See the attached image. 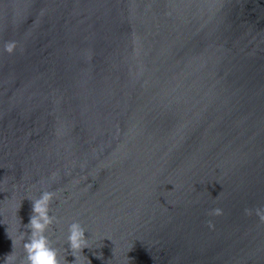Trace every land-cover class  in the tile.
Returning a JSON list of instances; mask_svg holds the SVG:
<instances>
[{
  "label": "water",
  "instance_id": "1",
  "mask_svg": "<svg viewBox=\"0 0 264 264\" xmlns=\"http://www.w3.org/2000/svg\"><path fill=\"white\" fill-rule=\"evenodd\" d=\"M43 188L60 264H264V0H0V264Z\"/></svg>",
  "mask_w": 264,
  "mask_h": 264
},
{
  "label": "clouds",
  "instance_id": "2",
  "mask_svg": "<svg viewBox=\"0 0 264 264\" xmlns=\"http://www.w3.org/2000/svg\"><path fill=\"white\" fill-rule=\"evenodd\" d=\"M17 44L18 42L15 40L5 42L4 51L12 54L17 49ZM55 197L56 193L54 191L43 188L39 196L30 199L32 201V211L29 222L24 225L27 231H21L20 223V227L16 229L15 238L8 235L7 232L8 238L12 242V251L5 255L3 264H60L58 249L53 247V242L49 238L53 226H59L61 223L60 218L54 214L51 207ZM223 214L224 210L220 207H214L208 212L210 217H217ZM244 214H254L261 222H264V205H258L255 208H245ZM207 223L210 229L215 228V224L211 219ZM86 232H88L87 228L79 220L73 219L67 225V235L64 240L67 248H64V250L70 252L71 256L74 257L72 264H84V261H87V264H91L90 260L85 255H82V250L85 248L90 249L93 244L91 236L85 237ZM18 242L22 245L24 253L19 258L14 252Z\"/></svg>",
  "mask_w": 264,
  "mask_h": 264
}]
</instances>
